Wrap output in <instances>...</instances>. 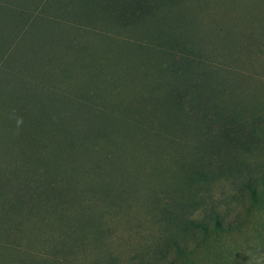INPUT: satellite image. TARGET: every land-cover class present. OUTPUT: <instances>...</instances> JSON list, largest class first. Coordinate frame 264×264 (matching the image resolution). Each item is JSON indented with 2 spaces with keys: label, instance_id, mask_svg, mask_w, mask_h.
Listing matches in <instances>:
<instances>
[{
  "label": "trees",
  "instance_id": "trees-1",
  "mask_svg": "<svg viewBox=\"0 0 264 264\" xmlns=\"http://www.w3.org/2000/svg\"><path fill=\"white\" fill-rule=\"evenodd\" d=\"M172 3L161 0L159 7L169 8L155 12L149 0H0V17L10 18L0 41V138L15 141L6 148L14 150V165L24 158L15 190L0 186V264H175L164 250L182 254L184 236L224 224L214 209L202 221L192 218L201 206L177 199L184 187L204 186L207 169L214 168L223 186L237 190L232 197L237 205L247 195L253 201L264 196V104L253 101L247 75L239 71L253 43L264 40V11L261 16L247 12L253 3L243 0ZM189 15L203 23L202 42H187L179 27L167 32L175 19L193 25ZM222 18L226 25H215ZM36 26L61 32L55 35L65 57H44L41 63L22 51L21 61L7 63ZM160 26L165 29L157 33ZM86 37L92 42H83ZM77 39L94 43L100 54L95 81L90 79L79 95L73 60L66 54ZM117 53L121 58L105 68L108 55ZM88 68L89 63L80 65ZM168 78L180 79L181 90L160 94L159 83ZM57 95L82 104L79 124L72 112L59 127L56 112L43 114L34 105L36 97ZM26 145L32 151L27 159ZM254 153L256 158L240 159ZM95 157H105V165L95 164ZM10 164L0 161L1 178H9L3 167ZM162 173L167 188L158 191ZM141 174L142 193L153 206L149 214L167 239L164 248L158 244L124 262L121 254L111 253L112 229L98 218L130 211L121 200L132 199L131 179L141 187ZM199 199L206 205L213 200L211 195Z\"/></svg>",
  "mask_w": 264,
  "mask_h": 264
},
{
  "label": "rangeland",
  "instance_id": "rangeland-1",
  "mask_svg": "<svg viewBox=\"0 0 264 264\" xmlns=\"http://www.w3.org/2000/svg\"><path fill=\"white\" fill-rule=\"evenodd\" d=\"M14 2L16 0H13ZM23 1V0H22ZM84 1V0H83ZM161 0H149V3L154 6L155 12H166L168 10V5L160 8L159 3ZM172 4H174L175 0ZM244 3H253V7L248 5L247 12H253L256 15H260L264 11V0H257L253 2L249 0H243ZM82 4L84 2H81ZM80 3V5H82ZM79 5V6H80ZM78 6V7H79ZM77 4L74 9L76 10ZM96 7L92 6L93 14L95 15ZM244 13V12H243ZM186 14V13H183ZM246 14V13H245ZM261 16V15H260ZM259 16V17H260ZM191 24H175L177 23L176 19L167 24V32L169 34H174L176 28L177 32L184 37H188L187 42H202L201 36H203V28H200L202 21L199 17L189 15ZM10 18L2 19L0 17V41L6 35L10 25L8 21ZM183 20H186L184 17ZM12 21V20H11ZM212 21V20H211ZM214 21V20H213ZM219 26H225V19H219L217 21ZM200 23V24H199ZM264 24V20H263ZM203 26V25H202ZM165 29L164 26H160L156 30L157 33H160ZM37 32L31 31L27 33L20 42L18 46L17 55H14V58H9L7 63L12 64L15 61H21L17 56L23 51H28L30 54L28 57L43 59L44 57L59 58L65 57L64 54L59 53L62 46H60V38L55 34H60L61 32L56 29V33L52 27H45L43 30L42 27L36 26ZM158 35V34H157ZM32 41V48L29 50V45ZM83 42H92L89 38H83ZM219 45H223V42H219ZM264 45V40H257L253 43L251 49L252 52L250 55L247 54L244 59V64L241 66L240 70L244 73L247 78L248 91L255 93V99L253 101H260L264 104V56L262 54V46ZM41 52V53H37ZM66 54L70 56L73 60L72 68L74 71V87L76 89L75 94H85V87L87 86L88 81H95L96 72L98 73L99 68L96 69V64L100 58L98 50L94 43L89 45H82L77 39L74 44H70V47L67 48ZM121 54H111L108 55V59L104 61L105 68L114 64ZM251 56V57H250ZM123 58V61L126 62L127 59ZM16 59V60H15ZM25 59H27L25 57ZM37 60L41 63H44V60ZM61 59V58H60ZM47 60V59H45ZM60 61V60H59ZM58 61V62H59ZM57 62V63H58ZM89 63L88 72L91 74L88 77H83L81 73H88L86 70H80V65H87ZM144 65H147V61H144ZM60 66V65H59ZM60 67H64L63 65ZM65 68H67L65 66ZM71 68V67H69ZM91 69V71H90ZM149 66L147 71H149ZM145 71V68L143 69ZM251 77V78H250ZM92 85V83H90ZM181 80L177 78H168L159 83V93H176L181 89ZM193 90H196L195 87H192ZM201 92L204 89H200ZM94 94V93H93ZM22 95V94H21ZM95 95V94H94ZM158 95V94H157ZM203 98L205 95L202 96ZM94 98L92 99V101ZM122 99H119L121 103ZM89 104L91 103L88 101ZM118 103V104H119ZM35 107L39 108L43 114H50L51 112H56L58 115L57 125L62 127L65 122L66 116L70 115L73 112V122L79 124L81 120L78 119V111L81 108L82 104L74 102L72 98H67L65 95H57V97L48 96L45 97H36L34 99ZM1 137V136H0ZM15 141L13 139H1L0 138V161L2 163L8 161L11 163L8 167H3L4 176L0 177V186L1 189H9L14 191L16 188V179L15 173H19L23 169L24 158L20 160V165L16 166L13 164L16 157L14 150H7V146H14ZM23 153L25 154V159L32 154L31 147L26 145L24 147ZM256 153L249 155L244 154L240 159L245 161L248 159L256 158ZM261 158V157H260ZM17 159V158H16ZM95 164L101 162V164L106 163L105 157L96 158ZM138 161V159H137ZM120 163L122 167V160L116 164L120 168ZM136 168V167H135ZM149 168H144V171H147ZM45 168L40 167V171H44ZM137 170H140L139 168ZM214 168H209L204 174V179L206 183H202L204 186H196L192 189H186L184 187L180 195L177 194V199L185 203L187 206L191 205L193 202L195 205H200L201 208L198 212L192 216V218L202 221L206 218V215L213 211V209L220 214V217L223 219V226L220 229L211 226L207 231H203L201 228L194 229L195 232L189 236H184L183 240L186 242V251L182 254H179L173 249L164 250L168 254L166 260L168 262H173L175 264H264V196L260 199L253 201L248 195L244 197V202L241 205H237L233 202L232 197L236 196L237 190L232 186L231 188L223 186L219 181L220 177L217 173L213 174ZM85 181L90 177V168L84 170ZM89 173V174H88ZM89 176V177H87ZM92 176V175H91ZM87 177V178H86ZM166 176L164 173L158 178L160 187H155L156 190L160 191L167 188L164 184L166 183ZM141 187L134 186L133 179H131V185L135 188V194L132 199H123L125 201L126 208L130 209L129 212H126L123 215L112 213L111 215H106L98 218V223L108 225L112 229L111 237L112 241L109 243L111 245L112 254H121V258L124 262H128L129 258L133 257L136 252H144L148 248L149 250L154 249L158 244L164 248L166 243V235L161 234L155 225L156 218L149 214V211L152 212L153 206L149 208V203L147 197H144L142 191L144 190L145 181L143 175L141 174ZM163 183V184H162ZM130 188V186H129ZM0 189V190H1ZM138 191V192H136ZM183 196H182V195ZM194 195H197L195 201L191 199ZM211 195L212 199L209 204L200 203L201 200L199 197H207ZM14 196V195H13ZM12 196V197H13ZM182 197V198H181ZM127 200V201H126ZM114 203V201L112 202ZM213 203V204H212ZM212 204V205H210ZM147 208H146V207ZM205 207V208H203ZM154 214V213H153ZM208 222V219H206ZM209 225H211L209 223ZM148 246L147 248H144ZM158 247V246H157ZM159 250V248H158Z\"/></svg>",
  "mask_w": 264,
  "mask_h": 264
}]
</instances>
